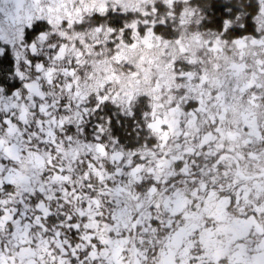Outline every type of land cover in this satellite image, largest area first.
I'll return each mask as SVG.
<instances>
[{
	"label": "snow or ice",
	"instance_id": "6c2138e0",
	"mask_svg": "<svg viewBox=\"0 0 264 264\" xmlns=\"http://www.w3.org/2000/svg\"><path fill=\"white\" fill-rule=\"evenodd\" d=\"M0 264H264V0H0Z\"/></svg>",
	"mask_w": 264,
	"mask_h": 264
}]
</instances>
